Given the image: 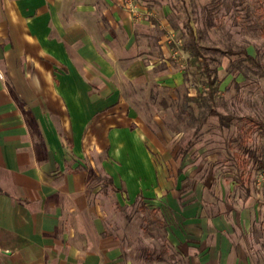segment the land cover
<instances>
[{"label": "crops", "instance_id": "crops-1", "mask_svg": "<svg viewBox=\"0 0 264 264\" xmlns=\"http://www.w3.org/2000/svg\"><path fill=\"white\" fill-rule=\"evenodd\" d=\"M106 1H9L4 52L0 34L11 81H0V264L123 262L120 239L110 226L105 233L99 175L67 161L66 139L78 156L85 136L107 145L101 179L117 200L153 198L155 210H169V242L184 264H247L229 237L231 221L180 202L156 171L145 131L120 109L116 84L150 72L131 53L135 27L122 0Z\"/></svg>", "mask_w": 264, "mask_h": 264}, {"label": "rangeland", "instance_id": "rangeland-1", "mask_svg": "<svg viewBox=\"0 0 264 264\" xmlns=\"http://www.w3.org/2000/svg\"><path fill=\"white\" fill-rule=\"evenodd\" d=\"M9 1L16 0H0L2 48L8 43ZM260 4L264 8V0H122L118 6L135 27L131 53L142 56L150 72L116 84L124 102L120 109L131 128L145 131L156 171L171 182L180 202H200L207 216L221 215L231 221L229 237L247 264H264V167L257 169L251 160L242 163L247 156L242 154L244 147L264 160V14L258 9ZM97 16L104 18L100 3ZM191 40L199 48V62L207 64L214 76L211 104L202 99V67L188 62L185 48ZM240 48L260 67L241 55H227L228 50ZM15 54L16 66L25 77V56H18L17 50ZM5 61L2 53L0 81L9 84ZM209 107L222 117L235 118L210 115ZM242 116L260 122L262 130L241 121ZM242 137L246 138L243 148ZM72 146L66 139L67 161L80 160L90 176L99 175L105 233L109 235L110 226L120 239L122 263L184 264L169 242V210H155L153 198L133 201L122 195L119 201L117 191L101 179L109 159L101 138L85 136L78 156L69 150Z\"/></svg>", "mask_w": 264, "mask_h": 264}, {"label": "trees", "instance_id": "trees-1", "mask_svg": "<svg viewBox=\"0 0 264 264\" xmlns=\"http://www.w3.org/2000/svg\"><path fill=\"white\" fill-rule=\"evenodd\" d=\"M258 9H259L261 14H264V8H263L262 4H260L258 6ZM191 36H192V34H191ZM185 50L189 54V59H188L189 64L190 65L199 64L202 67V75L204 78L203 87H204V91H205V95L202 97V99L205 100V98H206V100L211 104L212 101L214 100V95H215V91H216V87L214 86V76H212L211 70L209 69L207 64H202L199 62L200 52H199V48H198L196 42H194V40H191L190 42L187 43ZM227 55H241L250 64H252L256 67H260V65L256 62L255 58L252 57V55H250L245 48H240L237 50H231L230 49L227 51ZM209 114L214 115V116H219V117H221V119H226V120L235 118V117H229V118L222 117L210 107H209ZM240 119H241V121H245L248 123H254L255 125H257V127L260 130H262V128H263V125L260 122H258L257 120L255 121L251 117L242 116V117H240ZM243 133L245 135H247L248 132H247V130H245V132H243ZM239 143H241L242 148H243V144L246 143V138L242 137L239 140ZM242 150H243L242 154L247 155L245 158L242 157L243 158L242 159L243 164L248 163L251 160L257 166V169H262L264 167V160L259 158V156L256 154V151H254L248 147H244Z\"/></svg>", "mask_w": 264, "mask_h": 264}]
</instances>
